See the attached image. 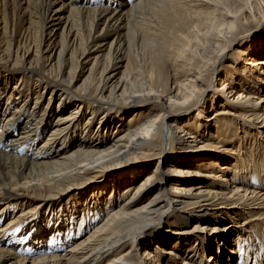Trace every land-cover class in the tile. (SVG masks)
Instances as JSON below:
<instances>
[{"label":"bare ground","instance_id":"6f19581e","mask_svg":"<svg viewBox=\"0 0 264 264\" xmlns=\"http://www.w3.org/2000/svg\"><path fill=\"white\" fill-rule=\"evenodd\" d=\"M263 32L264 0H0V264H264Z\"/></svg>","mask_w":264,"mask_h":264},{"label":"rangeland","instance_id":"374dc122","mask_svg":"<svg viewBox=\"0 0 264 264\" xmlns=\"http://www.w3.org/2000/svg\"><path fill=\"white\" fill-rule=\"evenodd\" d=\"M264 33V32H263ZM262 33V36L264 35ZM258 37V36H257ZM259 37H261V34L259 35ZM253 39H257L256 37H254ZM253 39H251V40H249V41H247V44H246V46L247 47H249V45H250V42H252L253 41ZM243 43H245V42H243ZM242 43V44H243ZM241 44V45H242ZM240 45V46H241ZM240 46H233V49H236V48H238V47H240ZM245 46V44L243 45V47ZM253 51L254 52H256V53H258V54H261L262 52H263V54H261L260 56L261 57H264V50H262L261 49V51H259L258 50V48H257V46L256 47H254L253 48ZM228 53H229V51H228ZM231 53H233V51H231L230 52V54ZM240 63H241V61H239ZM218 83V86L220 87V82H217ZM217 83H216V85H217ZM210 106H211V103H210ZM211 108V107H210ZM217 109H211V111H210V113H205V114H203L204 116H209L210 115V117H213V113L216 111ZM197 114V113H196ZM199 119L202 121L203 120V118L201 119L200 117H199ZM204 121H205V119H204ZM262 133V132H261ZM258 134L259 136H257V134H256V137H254L253 138V140H252V142L255 140V143L256 144H258L259 146H260V148H259V150H258V153H259V151H260V155H264V133H262V134ZM242 136V135H241ZM220 146H221V148H226V147H224V145H222V144H220ZM228 148V150L230 151V150H232L233 149V146H228L227 147ZM224 150H226V149H224ZM221 153H225V151H223L222 150V152ZM261 159H264V157H262L261 156ZM131 165V164H130ZM127 166H125V165H119V166H116V167H111V168H109V169H107L106 171L107 172H113V171H117V170H122V169H124V168H126ZM177 177H180V176H177ZM180 178H182V179H184V178H186V179H188L189 177H185V176H183V177H180ZM177 179V178H176ZM103 181H100V182H98V181H96L93 185H99V184H101ZM72 192H73V196H71L70 195V197L68 198V199H74L75 197H77L76 195H75V193H77V191H75V190H72ZM92 195H93V193H92ZM92 195H91V197H92ZM66 203V202H65ZM72 203V202H71ZM241 207H238V208H236L235 210L236 211H238V212H240V213H242V214H244V211H243V209H240ZM27 208H26V206H22V205H20L16 210H15V212L13 213L14 215H10V217H8V221H10V219L13 217V216H15L14 217V220H16L17 219V217H16V213L18 212H21V211H23V212H25V210H26ZM0 210H1V208H0ZM21 210V211H20ZM49 211H50V209L48 208V210H47V208H45L44 210H42V214L41 213H39L38 214V217L39 218H43V219H45V218H47L48 217V214H49ZM37 216V215H36ZM35 216V217H36ZM245 216V215H244ZM19 217V216H18ZM37 217V218H38ZM257 218V217H256ZM33 219H34V217H29L28 219H24V221H22V222H25L26 224H28V225H26V227H33V225H34V223H32V221H33ZM245 219H248L247 217H242V219H241V221H243V220H245ZM254 220H255V218H254ZM255 223H259V224H263L264 225V218H260V219H257V221H255ZM167 227H165V229H166ZM235 242V241H234ZM233 246L235 247V244H233ZM209 258V256H207V258H206V260ZM210 259V258H209ZM208 259V260H209Z\"/></svg>","mask_w":264,"mask_h":264}]
</instances>
